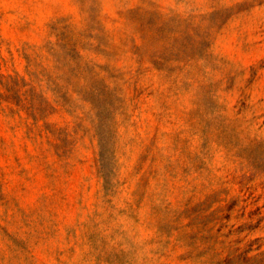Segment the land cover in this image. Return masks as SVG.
I'll return each instance as SVG.
<instances>
[{
  "label": "rangeland",
  "instance_id": "rangeland-1",
  "mask_svg": "<svg viewBox=\"0 0 264 264\" xmlns=\"http://www.w3.org/2000/svg\"><path fill=\"white\" fill-rule=\"evenodd\" d=\"M0 264H264V0H0Z\"/></svg>",
  "mask_w": 264,
  "mask_h": 264
},
{
  "label": "trees",
  "instance_id": "trees-1",
  "mask_svg": "<svg viewBox=\"0 0 264 264\" xmlns=\"http://www.w3.org/2000/svg\"><path fill=\"white\" fill-rule=\"evenodd\" d=\"M64 38H65V42H64L63 46L67 47V49L71 50L70 49V46L71 45H73L75 47V49H73L74 51H79L82 48L81 45H80V43H78V42L72 43L67 36L64 37ZM34 89H33V91H35Z\"/></svg>",
  "mask_w": 264,
  "mask_h": 264
}]
</instances>
